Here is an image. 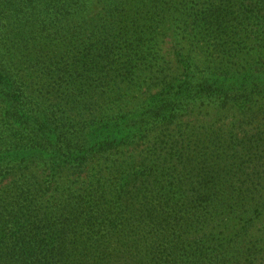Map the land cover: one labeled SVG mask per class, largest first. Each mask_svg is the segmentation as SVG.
<instances>
[{"label":"trees","instance_id":"16d2710c","mask_svg":"<svg viewBox=\"0 0 264 264\" xmlns=\"http://www.w3.org/2000/svg\"><path fill=\"white\" fill-rule=\"evenodd\" d=\"M163 1L0 0V100L16 102L6 67L22 47L9 46L25 32L19 22L59 31L91 14L102 22L141 7L136 15H149L152 27L129 38L153 51ZM169 4L185 7L196 44L213 42L221 64L203 68V55L188 52L175 67L138 45L118 62L108 25L98 23L106 38L60 78L98 74L115 97L146 73L141 107L126 116L110 105L82 122L64 109L71 100L56 94L42 107L19 87L20 106L7 112L26 121L16 145L0 149V264H264V0ZM162 25L170 36L174 25ZM84 98L91 105L96 97Z\"/></svg>","mask_w":264,"mask_h":264},{"label":"rangeland","instance_id":"374dc122","mask_svg":"<svg viewBox=\"0 0 264 264\" xmlns=\"http://www.w3.org/2000/svg\"><path fill=\"white\" fill-rule=\"evenodd\" d=\"M170 1H163L160 10L155 14V19L161 28H157L156 30L159 37L155 41V45L158 48L153 51L149 50L147 46L144 48L140 42L136 44L134 40L136 37L133 39L129 38L130 34L136 35L140 25V27L147 30L150 29L148 28L149 26L152 27L149 15H136L141 7L134 9L133 6H125L120 15L102 22H98L99 20L94 21L95 14H91L84 20L63 23L59 31L52 30L49 27L45 29L43 28L44 25L40 28H34L30 20L24 24L19 22L17 25L19 26L18 31L25 32L17 39L13 37L12 40L14 41L9 40V46L16 49L22 44V47L17 51L12 50L8 53V61L10 62L6 67L13 73L16 81V102L12 104V100L10 101V99H8L9 102L7 103L3 102V99L0 100V149H8L12 145H16L19 141V134L16 132V129L21 125V121H26V118H23L20 122L10 120L7 112V110L14 111L18 105L20 106L21 100L19 99L22 97L18 93L20 92L19 87L30 89L29 93L33 95L32 97H35L42 107H52L55 103L54 98L56 94L64 102L71 100V104L64 105L63 107L66 110L74 109L78 119L83 120L82 122H90L95 116H101L111 106L119 105V108L115 109L116 113L118 114L121 111L126 116L133 113L135 106L141 107L142 103L139 101L143 96L142 93L150 85L149 78L144 76L146 73L136 75L124 81L115 97L110 94H104L110 91L111 88L109 87L112 84L105 78L101 80L98 74L80 70L75 73L74 79L60 78L61 76L59 75L61 73L71 69L74 70V65L70 61L71 59L80 58L82 52L89 51L91 46L106 38L104 32H102L104 30H100V27L97 26L98 23L102 26L108 25L105 31L108 30L110 32L111 38L107 39V43L115 44L112 51L117 61L119 53L133 55L131 54V50L133 48L136 49L138 45L139 49L143 47L145 57L149 60H152V55L150 54L152 51L151 53L162 60L163 63L167 59V61H172L175 67H181L179 54H186L188 52L192 53L194 59H200V54L203 55V64H199L203 68L208 66L210 62L213 65L221 64L223 56L210 45L213 42H203L202 45H205V48L198 47L196 44L195 39L192 37L195 34L193 32L194 24L184 14L185 7L183 8L184 12L182 11L181 14L177 12L176 7L169 6ZM143 8L146 13L150 10L149 8ZM93 9H97V7ZM166 13L169 14L166 15ZM165 22L174 25V31L168 37H166L167 33H163L164 31H162L164 27L162 24ZM96 29H99L98 34L100 37L94 35ZM119 40L120 42L118 43ZM170 40L172 42L168 44ZM81 43L85 45L82 48H80ZM90 53H93V51ZM95 56L96 52L94 51L91 60ZM257 57L259 55L255 53L248 55V59H256ZM147 68L149 67L146 66ZM108 71L110 72L111 69L108 68ZM86 94H95V102H91V105L85 102L84 96ZM105 98L110 100L106 102L104 101ZM123 100L122 104L120 101Z\"/></svg>","mask_w":264,"mask_h":264}]
</instances>
